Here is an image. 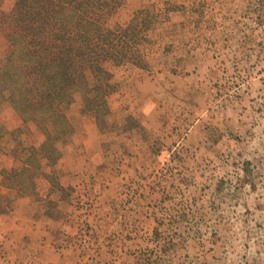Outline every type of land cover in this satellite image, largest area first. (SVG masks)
I'll return each mask as SVG.
<instances>
[{"label": "rangeland", "instance_id": "obj_1", "mask_svg": "<svg viewBox=\"0 0 264 264\" xmlns=\"http://www.w3.org/2000/svg\"><path fill=\"white\" fill-rule=\"evenodd\" d=\"M13 5L0 0L3 13ZM142 9L145 68L107 65L105 115L79 94L63 104L71 131L56 163L39 152L43 131L1 104L0 227L16 200L48 207L50 193L77 196L62 182L79 179L109 240L84 264H264V0H122L109 24ZM34 156L35 192L21 195L8 185Z\"/></svg>", "mask_w": 264, "mask_h": 264}, {"label": "trees", "instance_id": "obj_2", "mask_svg": "<svg viewBox=\"0 0 264 264\" xmlns=\"http://www.w3.org/2000/svg\"><path fill=\"white\" fill-rule=\"evenodd\" d=\"M122 0H14L0 9V30L8 25L9 53L0 60V106L7 101L23 121L45 134L41 152L51 164L60 157L55 140L71 131L63 104L80 95L85 109L102 116L113 87L108 64L145 68L142 46L151 16L138 11L127 25H110ZM7 24V25H5ZM5 25V26H4ZM6 129L0 127V138ZM31 156L37 149L32 148ZM35 156L13 172L8 186L19 194L35 192Z\"/></svg>", "mask_w": 264, "mask_h": 264}, {"label": "crops", "instance_id": "obj_3", "mask_svg": "<svg viewBox=\"0 0 264 264\" xmlns=\"http://www.w3.org/2000/svg\"><path fill=\"white\" fill-rule=\"evenodd\" d=\"M69 170L72 168H65ZM62 185H72L79 194L61 197L50 193L48 207L42 205L46 196L18 199L13 209L3 215L0 264H84L91 254L99 259L97 255L108 247L109 240L98 233L97 204L92 203L91 213L84 208L82 191L86 181L70 180ZM83 236L90 239L87 245L80 242Z\"/></svg>", "mask_w": 264, "mask_h": 264}, {"label": "built area", "instance_id": "obj_4", "mask_svg": "<svg viewBox=\"0 0 264 264\" xmlns=\"http://www.w3.org/2000/svg\"><path fill=\"white\" fill-rule=\"evenodd\" d=\"M89 237H87V236H83L81 239H80V242H81V244H83V245H87L88 244V242H89Z\"/></svg>", "mask_w": 264, "mask_h": 264}]
</instances>
